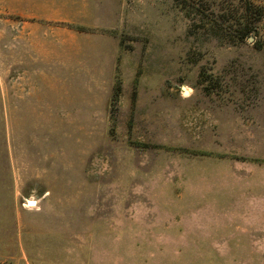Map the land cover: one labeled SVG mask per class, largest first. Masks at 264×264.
I'll use <instances>...</instances> for the list:
<instances>
[{"label":"rangeland","instance_id":"1","mask_svg":"<svg viewBox=\"0 0 264 264\" xmlns=\"http://www.w3.org/2000/svg\"><path fill=\"white\" fill-rule=\"evenodd\" d=\"M254 183L264 0H0V264H264Z\"/></svg>","mask_w":264,"mask_h":264},{"label":"crops","instance_id":"2","mask_svg":"<svg viewBox=\"0 0 264 264\" xmlns=\"http://www.w3.org/2000/svg\"><path fill=\"white\" fill-rule=\"evenodd\" d=\"M261 186L264 187V184ZM261 186L257 183H254V188L260 189ZM46 195L48 194H45V196ZM240 195H242V200L245 202L244 210L248 208L247 209L248 212H246L245 214L239 213L240 218L238 224L236 225L239 227L238 230L241 232L242 231L246 232V230L247 232H260L261 231L260 229L262 228V231H264V191L251 192L250 189L248 188V192L241 193ZM45 196L42 197L40 201H42V199H44ZM29 201L31 200H28L27 202L29 203ZM32 201L34 202L33 203L34 206L38 205V203L40 204V201L36 199Z\"/></svg>","mask_w":264,"mask_h":264},{"label":"trees","instance_id":"3","mask_svg":"<svg viewBox=\"0 0 264 264\" xmlns=\"http://www.w3.org/2000/svg\"><path fill=\"white\" fill-rule=\"evenodd\" d=\"M247 11H249L251 9V6L249 5L248 7L245 8ZM261 16V12H259L258 14V18H260ZM254 28H252V26H249V25H245V28H244V34H248L249 32L253 31Z\"/></svg>","mask_w":264,"mask_h":264},{"label":"water","instance_id":"4","mask_svg":"<svg viewBox=\"0 0 264 264\" xmlns=\"http://www.w3.org/2000/svg\"><path fill=\"white\" fill-rule=\"evenodd\" d=\"M29 203H34L33 201H29Z\"/></svg>","mask_w":264,"mask_h":264},{"label":"bare ground","instance_id":"5","mask_svg":"<svg viewBox=\"0 0 264 264\" xmlns=\"http://www.w3.org/2000/svg\"><path fill=\"white\" fill-rule=\"evenodd\" d=\"M31 205H33V203H30Z\"/></svg>","mask_w":264,"mask_h":264}]
</instances>
